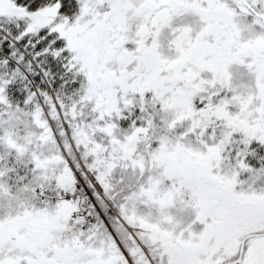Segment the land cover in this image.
<instances>
[{"label":"snow or ice","instance_id":"snow-or-ice-1","mask_svg":"<svg viewBox=\"0 0 264 264\" xmlns=\"http://www.w3.org/2000/svg\"><path fill=\"white\" fill-rule=\"evenodd\" d=\"M0 264H264V0H0Z\"/></svg>","mask_w":264,"mask_h":264}]
</instances>
